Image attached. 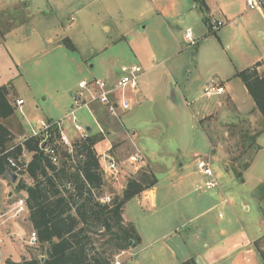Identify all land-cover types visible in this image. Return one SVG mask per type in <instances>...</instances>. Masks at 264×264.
I'll use <instances>...</instances> for the list:
<instances>
[{"label":"rangeland","instance_id":"obj_1","mask_svg":"<svg viewBox=\"0 0 264 264\" xmlns=\"http://www.w3.org/2000/svg\"><path fill=\"white\" fill-rule=\"evenodd\" d=\"M174 2L168 16L162 19L150 0H99L88 4L85 0H0V3L8 4L6 9H0V81L10 82L6 87L11 100L18 96L24 101L21 106L24 114L17 111L18 118L57 120L75 108L72 95L80 93L79 81L104 79L103 72L111 65L141 66L147 92L141 103L116 119L121 123L130 119L132 125L126 127L133 129L135 136L124 146L125 141L118 133L113 134L115 151L121 150L124 157L130 154L128 149L141 153L159 179V200L166 193L161 177L177 168L167 172L165 166L176 162L179 156L183 168L194 170L202 185L204 178L195 168L196 157L209 155L229 202L221 203L223 197L219 189L214 196L204 191L200 202L194 203L177 219H183L184 215L195 217L197 211L209 207L212 210L186 223L178 232L164 235L167 228L180 225L178 220L173 217V223L162 222L157 213L154 216L142 213L133 199H140V196L133 197L126 202L124 212L144 236L143 244L148 242L150 246L127 248L118 259L121 264H170L175 256L171 254L173 248L175 252L179 250V244L201 248L204 238L205 243H215L209 250L212 259L223 255L222 260L232 264L225 247L242 240L237 249L245 248L243 243L247 235L252 237L260 233L256 240L264 251V120L257 110H248L253 100L241 92L240 81H235L239 85L233 83V88L242 111L236 110L223 95L217 105L221 111L217 113L196 116L194 108L199 102L212 100L203 95L201 82L205 77L221 81L235 68L250 65L255 55L264 50V15L256 10L241 11L238 8L231 18L235 20L227 22L217 9L227 0H211L214 11L210 17L201 2ZM211 19L221 20L224 24L211 30L208 21ZM103 25H107L108 30ZM188 27L196 41L193 45L183 35ZM70 43L73 49L67 46ZM196 50L198 54L193 56L192 52ZM263 60L259 65L262 67L257 68L260 75H264ZM170 84L174 87L175 101L169 92ZM195 96L198 98L193 101ZM186 101L191 102L187 104ZM14 107L18 108L16 102ZM80 113V109L75 111L76 117ZM11 129L12 144L21 138L23 131L16 123ZM117 129L121 130L119 127L113 130ZM30 158L31 153L24 152L22 160ZM143 170L151 173L149 168L142 167L136 174H131L126 167L116 182L108 184L105 193L122 196L128 180L138 178ZM163 178L168 180L169 177ZM19 179L26 182V175H19L14 183L4 180L13 192L9 198L0 188V213H6L0 220L7 218L12 203L19 198L15 188ZM218 213L222 218H218ZM21 217L18 215L14 219L22 224L24 219ZM124 221L128 223L126 219ZM188 227L201 228L198 239L189 237ZM219 227L225 229L224 235L217 230ZM9 238L0 243V264L6 257L18 261L22 256H41L42 251L37 245L21 241L16 234ZM23 240H26L25 236ZM241 256L246 261L242 264H252L247 263V253ZM199 259L202 261V257ZM223 261L219 264H224Z\"/></svg>","mask_w":264,"mask_h":264},{"label":"trees","instance_id":"obj_2","mask_svg":"<svg viewBox=\"0 0 264 264\" xmlns=\"http://www.w3.org/2000/svg\"><path fill=\"white\" fill-rule=\"evenodd\" d=\"M191 1L201 2V7L207 9L203 0ZM67 46L74 48L71 43ZM260 64L256 62L236 71L234 76L243 83L255 109L264 118V75L257 70ZM8 94V88L1 85L0 177L7 179L4 175L7 156L21 161L24 152L31 153L20 175H26L32 182L27 184L19 179L15 188L25 191L27 219L37 234L36 245L42 251L43 259L39 255L22 256L18 261L6 258L3 264H112L118 251L140 243L133 224L124 221L123 206L150 189L156 183L155 177L143 170L138 178L128 180L122 196L114 194L109 202H100L99 197L108 187L94 148L100 137L87 135L75 140L72 157L59 147L60 159L55 165L38 146L37 138L30 137L22 144H11V133L2 123L16 109L9 102ZM253 245L264 263V251L259 242L255 240ZM179 264L196 263L194 258H190Z\"/></svg>","mask_w":264,"mask_h":264},{"label":"crops","instance_id":"obj_3","mask_svg":"<svg viewBox=\"0 0 264 264\" xmlns=\"http://www.w3.org/2000/svg\"><path fill=\"white\" fill-rule=\"evenodd\" d=\"M86 3H91L94 1H99V0H85ZM204 4L206 5V12L208 13V17L212 16L213 11H214V6L211 5L210 1L211 0H203ZM150 2L154 5V7L156 8L155 12L157 15H159L162 19H165L168 15L171 8L175 5L174 0H150ZM193 2L191 1V4ZM6 3H0V9H6ZM241 9V11H247L245 9L244 6V0H227V2L224 5H220L217 9L220 12V14L226 18L227 22H233L235 20L231 18L234 17V12L237 9ZM258 12V11H257ZM260 13V12H258ZM261 15H264V10L261 13ZM233 16V17H232ZM183 19V17L181 18ZM209 21V20H208ZM104 26V25H103ZM108 26L105 25L104 29L108 30ZM143 29H146V25H144ZM190 29V27L186 28V30L184 31L183 35L185 38V32ZM191 32V29H190ZM192 34V32H191ZM192 37L194 38L193 34ZM203 53V50H201V54ZM198 54V50L192 52L193 56H197ZM256 57L254 59H252L250 61V65H248L247 67H251L253 66L256 62H262L263 58H264V50L259 51L258 55H255ZM122 64V63H120ZM120 64H116V65H111L108 69H106L103 72V77L104 79H107L109 81H113L117 76H118V65ZM158 64V63H157ZM154 65H151V67H149V69H152ZM245 67V68H247ZM262 67L259 66L258 68ZM244 69V68H243ZM242 69H234L233 71H231L230 73H228L225 77H222L221 81H218L220 84L223 85L224 87V92L222 94L219 95H213V96H208V97H212L210 98L211 101H205L204 103L199 102V104L194 108V113L196 114V116L199 114L201 117L203 115H209L211 113H217L221 110H219L217 105H220L221 103V99L223 96H227L226 99L228 101H230L231 105L234 106L236 108V110L238 111H242V106H240L237 102V95L234 92V88H233V83L237 84L238 82L235 81H240L239 78L235 77L234 74L236 73V71H239ZM168 76L170 78V73L167 71ZM207 74V72H206ZM205 74V76H206ZM144 75V73L142 74V76ZM142 76L140 77L138 84H137V90L134 93H131L130 95L133 97V105L132 108L130 109V111L133 109L134 105H137L139 103H141L142 98L144 97L143 95H145L146 91V86H145V82L144 79H142ZM211 78L205 77L203 79V82H201L202 87L206 84V81L209 80ZM241 83V92L244 95H247L249 97V94L245 88V86L243 85V83L240 81ZM10 82H6V81H0V86L1 85H5V86H9ZM176 85V82L173 84ZM172 84L169 85L170 89L169 92L171 91V95H172V99L175 98V96H173L174 93V87ZM239 85V84H237ZM165 90H163L164 93ZM82 92V91H80ZM223 95V96H222ZM11 94L9 93L7 98L9 100V102L14 106V102L15 99L17 98H21L16 96L13 100L10 99ZM74 95H72V100H73ZM206 97V98H208ZM198 97L195 96L192 100H196ZM251 98V97H250ZM22 99V98H21ZM175 101V99H173ZM74 101V100H73ZM189 102V101H186ZM191 102V101H190ZM189 102V103H190ZM74 103V102H73ZM22 105H24V101L22 103ZM21 105V106H22ZM18 107L17 109H15V112L12 116L4 119L6 122L2 123L9 129V131L12 133V129L11 127L14 126V123H16L17 125H19V127L22 129L23 133L22 135H26L29 133L30 131V126L31 125H36V117H28L29 120L27 119H22V118H18L17 117V111L20 112L22 115L24 114V112L22 111V108ZM36 106V105H35ZM16 108V107H15ZM248 110H253L256 111L254 103H250V105L248 106ZM73 109V108H72ZM81 113L80 115L77 117V119H79V123L84 126V128L87 131V135H94V136H99L100 139L95 143L94 148L96 150V152H101V151H107L114 156L116 159L118 160H124L126 157H124V155H122V153L120 152L121 150L117 149L115 151L113 142H112V135L115 133H118L119 137H121L122 140L125 141L124 146H127V141L132 139L135 136V131L133 129H128L127 127H130L132 125V122L130 119H126L124 123L119 122V120H116L115 118H113L112 116H110L105 107L99 103L96 102H91L89 103L87 106H84L82 108H80ZM83 111V112H82ZM129 112V111H128ZM126 112V113H128ZM257 112V111H256ZM126 113L122 114L125 115ZM65 114L64 113L60 118H62ZM121 115V116H122ZM41 117H38V119H40ZM263 120L264 118L261 117ZM32 119V120H31ZM44 120H52V118H42ZM127 123V125H125ZM12 124V125H9ZM127 126V127H126ZM119 127L121 130L115 131L113 129ZM63 134L67 137L68 140L70 141H75L78 138V133L74 130L73 128V123L71 122V120H65L64 124H63ZM20 140V139H19ZM19 140L17 142H19ZM16 143V142H15ZM129 153L132 154L134 153V151H131V149H128ZM138 151V150H136ZM214 151V150H213ZM196 154V153H195ZM181 158L178 156L177 157V161L174 162L172 161L170 164V166L168 167H164V170L168 172V170L173 169L174 167L176 168L175 171L173 170L172 172L168 173L167 175H164L163 177H169L168 180H162L164 179L163 177H161L162 179H160L161 181H164V187H165V192L162 195L161 200L158 199V193H157V184L159 182V179L156 178L154 172L152 171V169L150 168L149 164L145 161L144 163V167L149 168V171L151 172V174L155 177L156 179V183L150 188V189H146L143 192H141L139 194L140 199L139 198H133L136 199L137 203L139 204L141 212L145 213V214H152L153 216L157 213L161 216L162 222H167L170 221L173 223V217H175L177 219V217H179L182 213L185 214L188 210V208H190L194 203H199L200 202V197H202L203 193L205 190H203L202 192H198L201 189H199L198 187H196V185L200 184V179L198 178V176L195 174V172L190 171L188 168L184 169L183 168V162L180 160ZM166 165V164H165ZM4 178L0 177V188L2 190V193H5V196L7 198H9V193L12 192V189L8 188L5 184H4ZM6 181V180H5ZM32 180L26 176V183L27 184H31ZM203 182V181H202ZM223 189H221V187H219V192L221 197V203L226 201L229 202V200L227 199V196L225 193H223L222 191ZM13 192L11 193L12 196ZM19 194V198H24L25 197V191L21 190L18 192ZM210 196H214L216 194L215 191L209 192ZM15 195V194H14ZM218 195V194H217ZM220 201V200H219ZM15 201L12 203V207L14 205ZM125 205L123 206V212H122V216L124 219H126V221L132 223L134 225V227H136V225L133 223V220L128 218L124 212L125 210ZM244 209L247 210L246 205H244ZM212 210L211 207L206 208V209H202L201 212L195 213L196 215H194L195 217H186V215L183 216V219H177L178 224L180 225H176L175 227L172 228H167L165 230V233H163L164 235H167L169 232H178L180 230V228L185 227L186 223L192 221L194 218H196L197 216H199L200 214H204L207 213L208 211ZM8 212H11L9 215H6L7 218L0 220V243L5 241V240H10L9 237L13 236L14 234L17 235V237H19L20 239H22L21 241H25V243H27V238H28V234L29 232L32 231V226L30 224V222L27 219L28 213L27 211H25L24 213L20 214L22 215L21 218H23V223H19L17 221H15L14 217L12 216V211L9 210ZM6 213L2 214L0 213V217L4 216ZM218 218H222L221 213L217 214ZM18 218V217H17ZM18 225V226H16ZM179 226V227H178ZM200 227H195L194 229H192L191 227L187 228L189 237H194L195 239H198V234L200 232ZM217 230H219V232L221 234H225V229L224 228H218ZM136 232L140 237V243H138L136 245L135 248H138V245L141 246L140 249H143L145 246H150L149 243H145L143 244V240H144V236L141 234V232L137 229L136 227ZM163 235V236H164ZM26 237V240H23V237ZM259 236H261L260 233H258L257 236H246L247 239H245V242L243 243L245 248L243 249H237L238 246L241 244L242 240H240V243L234 244L232 246H226L224 250L227 251V254L230 255V259H231V263L232 264H242L246 263L244 256H241L242 253H247L248 258H247V263L252 262V264H264L261 259L259 258L255 247L253 245V241H255L257 238H260ZM14 238V237H13ZM156 240V239H154ZM154 240L150 241L151 243L154 242ZM249 242V244H248ZM150 243V244H151ZM180 243V242H179ZM179 246V250H177V252H175V249L173 248L171 251L172 255L174 256V260L173 262H171L170 264H179L187 259H190L192 257H202V263L203 264H219L223 258V255H221L220 258L217 259H212L209 255V250L215 247V243L214 242H208L205 243L204 242V238L201 242V248L199 247H189L184 245L183 247ZM242 246V245H241ZM139 249V250H140ZM177 253V254H176ZM202 253H204V256H202ZM201 255V256H200ZM7 258V257H6ZM139 259H141V257H138ZM224 264H228V262H226L225 260L223 261Z\"/></svg>","mask_w":264,"mask_h":264},{"label":"built area","instance_id":"obj_4","mask_svg":"<svg viewBox=\"0 0 264 264\" xmlns=\"http://www.w3.org/2000/svg\"><path fill=\"white\" fill-rule=\"evenodd\" d=\"M244 6L246 10H256L262 13L264 10V0H244ZM223 24L224 22L221 20H209L211 30H216ZM185 39L190 45L196 43L195 39L192 37L190 29L185 32ZM143 73L144 70L137 64H121L118 67V76L113 81L103 78L79 81L78 88L81 89L82 92L74 95L73 97L75 108L57 120L38 119L36 121V125L30 126L29 133L21 136L19 143L22 144V141L30 137L37 138L38 146L47 154L51 163L55 165L59 163L60 159L59 147L72 157V143L74 141L68 140L63 134L64 121L71 120L74 130L79 135L76 139L78 140L87 136V131L84 126L78 123L75 111L87 106L89 103H99L105 107L110 116L115 119L120 118L122 114L130 111L132 108L133 97L130 94L137 90L138 81ZM202 91L203 95L208 97L222 94L224 92V87L214 78H211L203 86ZM15 102L20 108L23 100L17 99ZM187 104L190 103L187 102ZM97 155L99 158L102 176L108 184L116 182L126 167L129 168V173L136 174L142 167H144L145 163V160L139 151H135L134 153L127 155L124 160L116 159L108 152V150L98 152ZM28 161L29 160L20 161V159H15L12 156H7L6 158L7 168L17 174V176H19L20 172L25 169ZM195 168L204 178L202 185L198 184L196 187L199 189L202 188L207 192H216L220 185L212 167L210 156L196 157ZM126 173L128 172L126 171ZM110 199L111 196L107 195L105 192L101 197H99V200L102 203H107ZM10 210L12 211L13 217L24 213L26 211L24 198H18ZM27 244L32 246L37 244V234L34 230L29 232ZM125 253V250H120L115 256L113 264H121L118 257L120 255H124Z\"/></svg>","mask_w":264,"mask_h":264},{"label":"water","instance_id":"obj_5","mask_svg":"<svg viewBox=\"0 0 264 264\" xmlns=\"http://www.w3.org/2000/svg\"><path fill=\"white\" fill-rule=\"evenodd\" d=\"M45 145V144H44ZM43 145V146H44ZM5 177L8 179V181H10L11 183H14L17 180V174L13 173L11 170H9L8 168L5 171ZM11 194V192L9 193V195ZM41 259H43V257L41 256ZM195 263L196 264H203L202 261L199 259V257H195Z\"/></svg>","mask_w":264,"mask_h":264}]
</instances>
